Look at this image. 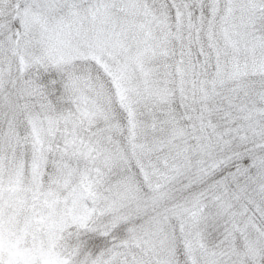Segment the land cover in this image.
Masks as SVG:
<instances>
[{
    "label": "snow or ice",
    "instance_id": "obj_1",
    "mask_svg": "<svg viewBox=\"0 0 264 264\" xmlns=\"http://www.w3.org/2000/svg\"><path fill=\"white\" fill-rule=\"evenodd\" d=\"M0 264H264V0H0Z\"/></svg>",
    "mask_w": 264,
    "mask_h": 264
}]
</instances>
